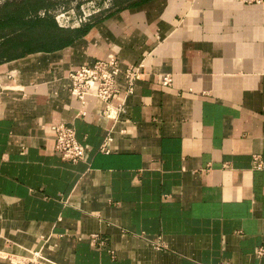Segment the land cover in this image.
Masks as SVG:
<instances>
[{"label":"crops","instance_id":"1","mask_svg":"<svg viewBox=\"0 0 264 264\" xmlns=\"http://www.w3.org/2000/svg\"><path fill=\"white\" fill-rule=\"evenodd\" d=\"M103 11L62 27L77 34L60 48L0 61V264H34L33 250L54 264H264V4ZM109 53L143 61L126 114L105 118L89 97L74 117L69 70ZM57 122L84 159L54 151ZM92 232L103 246L77 238Z\"/></svg>","mask_w":264,"mask_h":264},{"label":"built area","instance_id":"2","mask_svg":"<svg viewBox=\"0 0 264 264\" xmlns=\"http://www.w3.org/2000/svg\"><path fill=\"white\" fill-rule=\"evenodd\" d=\"M243 4H264V0H238ZM112 7V0H107L106 8H101L97 5L95 0H92L91 8L89 10H82V15L78 18L75 24H68L60 22L59 16L55 18L61 27H75L84 23L91 22L103 10ZM45 10L40 12L44 15ZM143 61L130 64L125 67L120 65L119 58L114 53H109L105 58L96 59L92 64L79 65L72 68L68 72L70 80L69 91L71 95L79 102V107L74 113V117H83L87 111L85 105L89 97H94L102 101L101 114L105 118L112 119L114 122L120 120L127 112V98L133 92L134 86L143 76L142 71ZM120 75L125 77V85L122 95L117 102L113 99L120 93L121 87L119 84ZM171 75L165 74L163 76V84L171 83ZM54 131V151L65 160L77 162L84 159L87 148L76 137V131L72 124L66 122H57L52 126ZM125 132V130H122ZM111 139L107 136L105 142L101 146L102 151H108L107 143ZM253 166L255 168H263L264 162L258 155L254 156ZM78 239L88 240L94 246L101 247L105 241L97 232L89 233L87 236L77 235ZM156 247L160 248L162 245L159 242L155 243ZM257 254L264 252V247H259L256 250ZM28 262L34 264H54L49 259L45 258L38 250L30 251V253L23 257Z\"/></svg>","mask_w":264,"mask_h":264},{"label":"trees","instance_id":"3","mask_svg":"<svg viewBox=\"0 0 264 264\" xmlns=\"http://www.w3.org/2000/svg\"><path fill=\"white\" fill-rule=\"evenodd\" d=\"M51 0H5L0 4V61L66 45L77 33L48 13ZM40 9L46 12L38 14Z\"/></svg>","mask_w":264,"mask_h":264},{"label":"rangeland","instance_id":"4","mask_svg":"<svg viewBox=\"0 0 264 264\" xmlns=\"http://www.w3.org/2000/svg\"><path fill=\"white\" fill-rule=\"evenodd\" d=\"M5 0H0V4ZM53 2L51 8H49L48 13L53 14L54 18L59 16L60 22L75 24L82 15V10H89L91 8L92 0H51ZM99 7L106 8L107 0H95ZM44 9H40L38 14ZM46 12V11H44ZM102 11L98 15H102Z\"/></svg>","mask_w":264,"mask_h":264}]
</instances>
